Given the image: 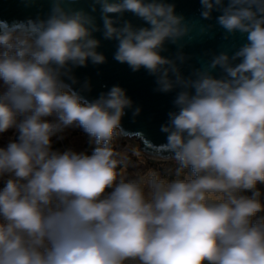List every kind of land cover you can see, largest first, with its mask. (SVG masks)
Here are the masks:
<instances>
[{"label":"clouds","instance_id":"obj_1","mask_svg":"<svg viewBox=\"0 0 264 264\" xmlns=\"http://www.w3.org/2000/svg\"><path fill=\"white\" fill-rule=\"evenodd\" d=\"M76 2L0 21V134H17L0 147V264H264V0H200L203 19L218 11V25L246 42L187 77L182 51L162 55L191 32L174 4ZM96 32L117 42L116 61L154 76L156 91L178 89L163 151L149 157L172 165L164 175L129 174L144 153L114 144L133 108L125 89L89 101L73 88V68L106 62ZM68 128L86 133L91 154L53 149Z\"/></svg>","mask_w":264,"mask_h":264},{"label":"water","instance_id":"obj_2","mask_svg":"<svg viewBox=\"0 0 264 264\" xmlns=\"http://www.w3.org/2000/svg\"><path fill=\"white\" fill-rule=\"evenodd\" d=\"M92 0H77L74 7L90 11ZM175 5V11L182 15L191 27L189 36L180 41L179 45L168 43L166 51L162 55L175 58L182 51L186 60L179 64L184 76H189L195 69L207 64L213 54L227 52L234 53L246 42V35L236 32L228 34L218 25L216 18L220 15L213 11L212 19H203L200 0H167ZM227 2V0H225ZM51 0H0V21L12 22L26 21L29 18H46L50 12ZM97 24L102 27L99 10L94 13ZM124 19L131 21L135 26H147L143 21L126 13ZM95 37L100 40L98 52L106 57L103 64H93L73 68L72 74L77 83L73 88L80 91L89 101L107 93L112 86L118 85L125 89L126 95L132 100L133 108L126 109V115L121 124L126 136L135 137L139 142V149L143 153L154 155L163 151L166 143V134L161 131V125L168 120V113L174 111L173 100L178 89L172 92L162 93L156 91V78L143 68L132 71L126 63H120L114 59L117 42L103 38L102 32H96ZM179 63V62H178ZM219 76L220 69L213 73ZM70 83V81H69ZM89 88H85V84ZM140 108L139 115L134 116L133 110Z\"/></svg>","mask_w":264,"mask_h":264},{"label":"rangeland","instance_id":"obj_3","mask_svg":"<svg viewBox=\"0 0 264 264\" xmlns=\"http://www.w3.org/2000/svg\"><path fill=\"white\" fill-rule=\"evenodd\" d=\"M16 132L15 130L10 129L9 131L0 134V147H4L7 145L9 140H13L16 138ZM63 139H58L57 137H53L52 140L57 139L59 143V150L64 151L66 149H72L76 152H86L91 153L87 151L89 150L88 145H91V147H94L92 144L89 143V138L84 133V131L80 128H68L66 129L62 134ZM115 146L117 148L123 149L126 145L132 144L135 145L139 149V142L135 137H121L118 138L114 142ZM93 149V148H92ZM147 154L144 153V163H139L133 158L134 164H136V167H130L128 169L129 174H133L135 172H142L146 171L149 168L156 169L159 171L162 175L165 174V169L168 167H171L172 165L170 163H165L163 161L157 162L149 158ZM3 187V180H0V188Z\"/></svg>","mask_w":264,"mask_h":264},{"label":"trees","instance_id":"obj_4","mask_svg":"<svg viewBox=\"0 0 264 264\" xmlns=\"http://www.w3.org/2000/svg\"><path fill=\"white\" fill-rule=\"evenodd\" d=\"M53 143V149L54 150H59V141L57 139L52 140ZM89 150H92L93 147L91 145H88ZM62 152V151H61ZM87 152H92V151H87ZM91 154V153H88ZM258 187L261 189L262 192H264V185H258Z\"/></svg>","mask_w":264,"mask_h":264},{"label":"bare ground","instance_id":"obj_5","mask_svg":"<svg viewBox=\"0 0 264 264\" xmlns=\"http://www.w3.org/2000/svg\"><path fill=\"white\" fill-rule=\"evenodd\" d=\"M146 154V153H145ZM148 156H152L151 154H147Z\"/></svg>","mask_w":264,"mask_h":264}]
</instances>
